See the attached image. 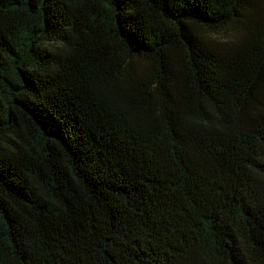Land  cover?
Masks as SVG:
<instances>
[{
  "label": "trees",
  "instance_id": "obj_1",
  "mask_svg": "<svg viewBox=\"0 0 264 264\" xmlns=\"http://www.w3.org/2000/svg\"><path fill=\"white\" fill-rule=\"evenodd\" d=\"M0 264H264V0H0Z\"/></svg>",
  "mask_w": 264,
  "mask_h": 264
},
{
  "label": "rangeland",
  "instance_id": "obj_2",
  "mask_svg": "<svg viewBox=\"0 0 264 264\" xmlns=\"http://www.w3.org/2000/svg\"><path fill=\"white\" fill-rule=\"evenodd\" d=\"M240 33V29L236 28L233 25L227 26L217 32H215L214 36L217 39H221L224 41H230L238 37Z\"/></svg>",
  "mask_w": 264,
  "mask_h": 264
}]
</instances>
